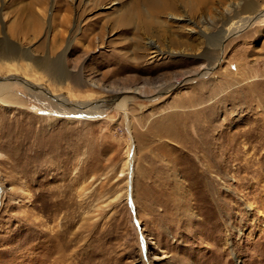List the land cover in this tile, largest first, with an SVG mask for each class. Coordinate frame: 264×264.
Wrapping results in <instances>:
<instances>
[{"label":"rangeland","instance_id":"1","mask_svg":"<svg viewBox=\"0 0 264 264\" xmlns=\"http://www.w3.org/2000/svg\"><path fill=\"white\" fill-rule=\"evenodd\" d=\"M130 1L0 0V264H264V0Z\"/></svg>","mask_w":264,"mask_h":264},{"label":"bare ground","instance_id":"2","mask_svg":"<svg viewBox=\"0 0 264 264\" xmlns=\"http://www.w3.org/2000/svg\"><path fill=\"white\" fill-rule=\"evenodd\" d=\"M190 1H192V0H190ZM142 2H144V3H146L148 5V8L147 7L145 8L146 11H144V10L140 11ZM194 3H195V0L193 1V6H191V7H194ZM171 4H173L171 0H133L132 3L130 1L128 4H126V5L124 4L123 7L121 5V7H120L121 10L126 9L128 11V13H127V16L124 15L126 17L125 20L122 18L123 16L121 17V15H120L121 18H119V20L123 19V20H121V23L122 24L126 23L127 25L132 23V19H133V21L135 20L138 23H142V24H144L146 26H150L153 22L160 23L159 20L156 19V16L159 15L160 13L164 12L166 9L171 8L172 7ZM246 7H247L248 10L249 9L251 10L250 4L246 5ZM256 16H251L249 18V15H248L247 17H243V18L237 19L236 23H240V21H241V24H239V27L236 28L235 32L239 31L238 29L240 27L244 26V24L246 23L247 20H248L247 23L249 21H252V23H253L258 18H261L264 15H262L260 17H259V15H256ZM172 18L174 20H176V21H180V20H188V21H190L189 19H187V18L185 19V17L181 16V15L177 16V15H173L172 14ZM252 23H250V24H252ZM233 27L235 28L236 26L234 24L230 25V28H233ZM227 32H229V31H227L225 29L223 32H221L220 37H225L226 38V36H229V35L232 34V32H230V34L227 33ZM154 46L157 47V45H154ZM152 52L154 54L153 56L160 55V54L163 55L165 53V51H163L160 48H157V49L153 50ZM54 68H55V70L60 71L58 66H56ZM199 74H200V76L203 75L202 72L199 73ZM8 82L9 81H4V80L1 82V80H0V103L7 104V105L12 104V103H16V104H19V105H24V103H22L19 100H17L18 98H20L19 96H21L20 95L21 92L18 91V89L16 88V85H15V84H18V82L17 83H11V84H9ZM33 87L35 88L37 86H33ZM53 98L58 99L59 97L56 96V97H53ZM62 102L65 103V101H62ZM84 103H86L87 104L86 106H89V107L86 108L87 110H82V112L84 111V113H85V111H86V114H88L89 116L91 115L92 118L100 116L102 113H104L103 112V110H104L103 108L105 107V103L102 104L100 107L93 106L92 108L90 107L91 105H89L91 103H88V102H84ZM71 104L72 103H70V106H71ZM96 104H100V103H96ZM127 104H128V99L127 98H122L117 103V108L120 111H123V113L127 114ZM74 106L77 107L76 105H74ZM73 109L74 108H72V110ZM84 113H82V114H84ZM132 159H133V157L130 156L129 165L132 164Z\"/></svg>","mask_w":264,"mask_h":264}]
</instances>
